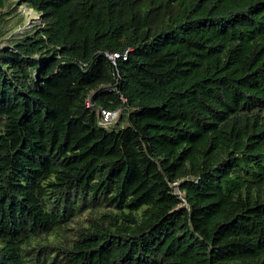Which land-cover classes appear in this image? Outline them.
Segmentation results:
<instances>
[{
  "label": "trees",
  "instance_id": "1",
  "mask_svg": "<svg viewBox=\"0 0 264 264\" xmlns=\"http://www.w3.org/2000/svg\"><path fill=\"white\" fill-rule=\"evenodd\" d=\"M14 1L0 264H264V0Z\"/></svg>",
  "mask_w": 264,
  "mask_h": 264
},
{
  "label": "rangeland",
  "instance_id": "2",
  "mask_svg": "<svg viewBox=\"0 0 264 264\" xmlns=\"http://www.w3.org/2000/svg\"><path fill=\"white\" fill-rule=\"evenodd\" d=\"M13 2L15 1L13 0ZM9 3L10 5L8 8H0V12L3 13V15L0 16V35L4 29H10L14 31L13 34H19L27 31L33 25L40 23L39 15L31 8H28L26 5H22L20 3H13L12 5L11 2ZM14 14L19 15L20 19L14 20V17H12ZM7 38L8 36L3 38L0 37V50L8 47ZM176 192L179 193L178 187H176Z\"/></svg>",
  "mask_w": 264,
  "mask_h": 264
},
{
  "label": "built area",
  "instance_id": "3",
  "mask_svg": "<svg viewBox=\"0 0 264 264\" xmlns=\"http://www.w3.org/2000/svg\"><path fill=\"white\" fill-rule=\"evenodd\" d=\"M119 55L110 56V59H112L113 64H115L116 58H118ZM90 106V103H89ZM122 112L120 110L117 111H107L105 109H100L99 113V124L108 127L111 125H114L119 121L120 115Z\"/></svg>",
  "mask_w": 264,
  "mask_h": 264
}]
</instances>
